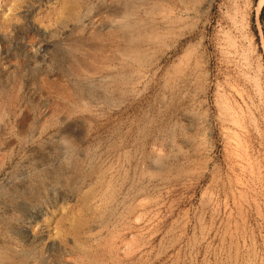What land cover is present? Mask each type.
Instances as JSON below:
<instances>
[{"label":"rangeland","instance_id":"1","mask_svg":"<svg viewBox=\"0 0 264 264\" xmlns=\"http://www.w3.org/2000/svg\"><path fill=\"white\" fill-rule=\"evenodd\" d=\"M263 6L0 0V264H264Z\"/></svg>","mask_w":264,"mask_h":264},{"label":"trees","instance_id":"2","mask_svg":"<svg viewBox=\"0 0 264 264\" xmlns=\"http://www.w3.org/2000/svg\"><path fill=\"white\" fill-rule=\"evenodd\" d=\"M263 8H264V6H263ZM263 8H262V9H263Z\"/></svg>","mask_w":264,"mask_h":264}]
</instances>
